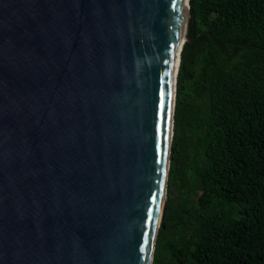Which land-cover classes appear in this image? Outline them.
I'll list each match as a JSON object with an SVG mask.
<instances>
[{
    "label": "water",
    "instance_id": "1",
    "mask_svg": "<svg viewBox=\"0 0 264 264\" xmlns=\"http://www.w3.org/2000/svg\"><path fill=\"white\" fill-rule=\"evenodd\" d=\"M190 29L189 0H0V264L153 263Z\"/></svg>",
    "mask_w": 264,
    "mask_h": 264
},
{
    "label": "trees",
    "instance_id": "2",
    "mask_svg": "<svg viewBox=\"0 0 264 264\" xmlns=\"http://www.w3.org/2000/svg\"><path fill=\"white\" fill-rule=\"evenodd\" d=\"M152 264H264V0H189Z\"/></svg>",
    "mask_w": 264,
    "mask_h": 264
},
{
    "label": "bare ground",
    "instance_id": "3",
    "mask_svg": "<svg viewBox=\"0 0 264 264\" xmlns=\"http://www.w3.org/2000/svg\"><path fill=\"white\" fill-rule=\"evenodd\" d=\"M177 57H178V55H177ZM178 59V58H177ZM177 62H178V60H177ZM178 64V63H177Z\"/></svg>",
    "mask_w": 264,
    "mask_h": 264
}]
</instances>
